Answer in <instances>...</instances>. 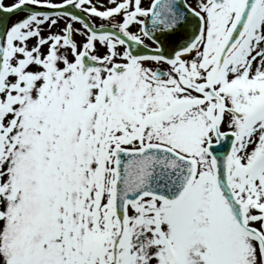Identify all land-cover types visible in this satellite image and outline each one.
Segmentation results:
<instances>
[{"label":"snow or ice","instance_id":"1","mask_svg":"<svg viewBox=\"0 0 264 264\" xmlns=\"http://www.w3.org/2000/svg\"><path fill=\"white\" fill-rule=\"evenodd\" d=\"M0 264H264V0H0Z\"/></svg>","mask_w":264,"mask_h":264}]
</instances>
